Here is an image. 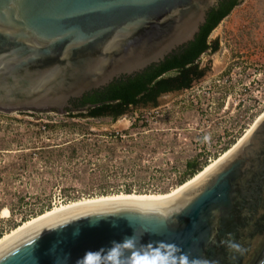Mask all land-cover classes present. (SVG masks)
<instances>
[{
    "label": "water",
    "instance_id": "1",
    "mask_svg": "<svg viewBox=\"0 0 264 264\" xmlns=\"http://www.w3.org/2000/svg\"><path fill=\"white\" fill-rule=\"evenodd\" d=\"M241 3L0 0V114H61L135 98L161 73L192 63L208 33ZM134 231L141 244L172 241L216 264H264V116L179 196L67 211L14 236L0 248V264H56L65 256L76 264ZM228 233L242 252L221 244Z\"/></svg>",
    "mask_w": 264,
    "mask_h": 264
},
{
    "label": "rangeland",
    "instance_id": "2",
    "mask_svg": "<svg viewBox=\"0 0 264 264\" xmlns=\"http://www.w3.org/2000/svg\"><path fill=\"white\" fill-rule=\"evenodd\" d=\"M212 41L217 42L218 49L199 57L200 66H208L206 75L189 90L158 97L155 109L147 105L115 121L67 119L68 112L0 114V237L37 217L36 211L47 203L48 209L41 210V214L88 199L62 200L57 196L58 190L49 187L46 151L53 145L83 139L85 143L102 146L99 157L107 153L118 161L122 155L120 148L116 150L114 144L96 135L119 132L121 144L127 143L126 136L131 135L136 137L137 146L127 154L140 157L144 164L150 160L160 169L161 177L155 182L161 187L173 174L170 168L180 167L185 157L199 155L200 159L211 155L233 138L234 143L226 151L231 149L264 112V0H242L210 32L207 42ZM134 119L137 124L132 129L129 124ZM41 126L45 128L41 130ZM136 132L139 136H135ZM141 136L146 139L137 138ZM150 139L159 141L161 146L155 148ZM164 144H168V150ZM42 154L44 158L40 157ZM215 159L208 160V164ZM63 184L65 191H69L70 185L79 187L75 181ZM22 216L26 221L19 223Z\"/></svg>",
    "mask_w": 264,
    "mask_h": 264
},
{
    "label": "trees",
    "instance_id": "3",
    "mask_svg": "<svg viewBox=\"0 0 264 264\" xmlns=\"http://www.w3.org/2000/svg\"><path fill=\"white\" fill-rule=\"evenodd\" d=\"M234 7H232V9ZM208 35L205 38L204 50L192 63L183 68H174L161 73L151 81L148 88L142 94L128 100L102 102L86 107L82 110L68 112L67 119H109L110 121H115L118 118L129 114V111L144 108L147 105L152 109L157 108L158 105L156 100L162 95L189 90L192 83L201 79L207 71L206 67L203 69L198 68L199 56L206 50H208L209 53H213L218 49L216 41H212L208 44ZM136 124L137 120L134 119L130 122L129 126L134 129ZM46 127L52 128L54 126L47 125ZM85 132H88V129H85ZM83 136L84 133L81 134V138H83ZM96 136L107 139L108 144H114L115 149L118 148L116 150H119L120 148L119 152L122 154L121 158L118 161L114 160V157H110L107 153H104L105 155H103V157H99V152L102 151V146L94 142L85 143L83 139L80 141L73 139L70 142L53 145L46 151V165L48 166L49 174L51 175L49 187L51 189H57V196L61 197L62 200L75 201L79 197L92 199L91 197H106V195L114 196V194L120 195L119 193H123L124 195H131L132 193L136 195H155L156 193L158 195H165L164 193H167L170 189L177 186L180 187L182 184L193 179L194 176L209 165L208 160L211 158L215 159L219 153L222 154L234 143V139L232 138L228 140L218 152L200 157V159H198L199 155L185 157L180 162V167L174 165L170 168L173 170V174L168 177V183L166 186L161 187V185L155 182L161 177L160 169L154 167L150 160L144 164L141 162L142 160H140V157H130L127 154L132 149L136 148V137H132L131 135L126 136L127 143L125 142V145L122 143L123 146L121 144L123 140H121V134L119 132L101 133ZM135 136H139L138 132L135 133ZM137 138L146 139L142 136ZM149 142L150 144H154L155 148L161 146L159 141L156 142L153 139H150ZM62 145L65 147H62ZM165 146L168 150V144ZM110 150L111 152H114L112 149ZM167 152L172 153L171 151ZM77 154H82L86 158H81L80 155L78 157ZM91 155H94L95 157H89ZM40 157L44 158L43 154ZM66 181L69 183L75 181L78 183L79 187L75 188L73 185H70L68 189L69 191H65L62 187L64 186L63 183ZM48 206L49 204L47 203L44 207H41L39 211H36L38 212V216L43 215L44 213L41 214V210L48 209ZM6 209L11 215L12 211L8 207ZM33 214H35V212ZM24 221H26V217H19V223ZM1 235L0 232V236Z\"/></svg>",
    "mask_w": 264,
    "mask_h": 264
},
{
    "label": "clouds",
    "instance_id": "4",
    "mask_svg": "<svg viewBox=\"0 0 264 264\" xmlns=\"http://www.w3.org/2000/svg\"><path fill=\"white\" fill-rule=\"evenodd\" d=\"M68 221L61 227L66 226ZM115 226V225H114ZM79 234L78 230L73 236ZM140 235L134 231L132 236H126L122 241H113L107 248L89 250L76 261V264H216L204 257H193L180 245L168 240L151 241L147 244L140 243ZM38 237V236H37ZM221 244L229 252H242V245L226 234ZM67 256L57 258L56 264H66Z\"/></svg>",
    "mask_w": 264,
    "mask_h": 264
},
{
    "label": "bare ground",
    "instance_id": "5",
    "mask_svg": "<svg viewBox=\"0 0 264 264\" xmlns=\"http://www.w3.org/2000/svg\"><path fill=\"white\" fill-rule=\"evenodd\" d=\"M264 116V112L255 120L253 125L259 121ZM253 125L249 128L248 131L237 141L236 144H234L231 149L226 151L223 155L218 157L216 160L212 161L209 163L207 167H205L200 173H198L196 176H194L193 179L190 181L182 184L180 187H178L175 190H172L168 194L165 195H136V194H131V195H112V196H106V197H99V198H92V199H84L83 201H78L75 203H69L67 205H63L59 208H54L53 210H50L46 213H44L41 216H38L36 218H33L32 220L23 223L21 226L18 228L14 229L11 231L9 234H5L0 238V248L6 244L9 240H11L14 236L18 235L19 233L25 231L26 229L39 224L43 221H46L48 219H51L55 216H58L62 213H65L67 211L77 209V208H82V207H87V206H92V205H98V204H103V203H109V202H118V201H123V202H139V203H154V204H164L171 199L179 196L184 190L189 189L190 187H193L197 185L199 182L204 180L205 178L208 177L209 174L213 173L215 169H217V164L222 161L231 151L232 149H235V147L242 141V139L248 135L249 131L252 129Z\"/></svg>",
    "mask_w": 264,
    "mask_h": 264
},
{
    "label": "flooded vegetation",
    "instance_id": "6",
    "mask_svg": "<svg viewBox=\"0 0 264 264\" xmlns=\"http://www.w3.org/2000/svg\"><path fill=\"white\" fill-rule=\"evenodd\" d=\"M208 44H209V43H208ZM206 53H207V54H212V53H209L208 50H206V51L203 52L201 55L206 54ZM213 53H214V52H213ZM201 55H200V56H201ZM200 56H199V57H200ZM198 62H199V58H198ZM205 67L207 68V71H208V66H207V64H204L203 66H200V63H199V66H198L199 69H203V68H205ZM207 71H206L205 73H207ZM72 112H74V111H72Z\"/></svg>",
    "mask_w": 264,
    "mask_h": 264
},
{
    "label": "crops",
    "instance_id": "7",
    "mask_svg": "<svg viewBox=\"0 0 264 264\" xmlns=\"http://www.w3.org/2000/svg\"><path fill=\"white\" fill-rule=\"evenodd\" d=\"M1 211V210H0ZM4 222H7V223H9L10 222V220H5Z\"/></svg>",
    "mask_w": 264,
    "mask_h": 264
},
{
    "label": "built area",
    "instance_id": "8",
    "mask_svg": "<svg viewBox=\"0 0 264 264\" xmlns=\"http://www.w3.org/2000/svg\"><path fill=\"white\" fill-rule=\"evenodd\" d=\"M45 128V126H41V130H43Z\"/></svg>",
    "mask_w": 264,
    "mask_h": 264
}]
</instances>
